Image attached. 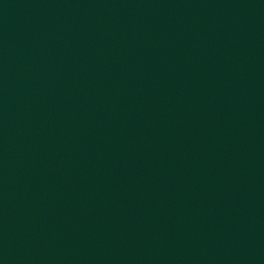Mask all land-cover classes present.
<instances>
[{"label":"water","instance_id":"1","mask_svg":"<svg viewBox=\"0 0 264 264\" xmlns=\"http://www.w3.org/2000/svg\"><path fill=\"white\" fill-rule=\"evenodd\" d=\"M0 264H264V0H0Z\"/></svg>","mask_w":264,"mask_h":264}]
</instances>
